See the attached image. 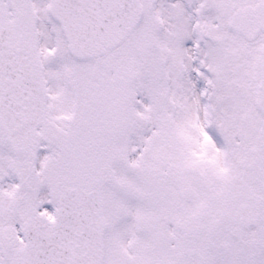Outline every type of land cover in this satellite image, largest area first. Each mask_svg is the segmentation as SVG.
Instances as JSON below:
<instances>
[{
	"label": "snow or ice",
	"instance_id": "1",
	"mask_svg": "<svg viewBox=\"0 0 264 264\" xmlns=\"http://www.w3.org/2000/svg\"><path fill=\"white\" fill-rule=\"evenodd\" d=\"M0 264H264V0H0Z\"/></svg>",
	"mask_w": 264,
	"mask_h": 264
}]
</instances>
